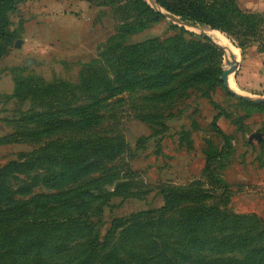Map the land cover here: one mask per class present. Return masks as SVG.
Wrapping results in <instances>:
<instances>
[{
    "label": "rangeland",
    "instance_id": "rangeland-1",
    "mask_svg": "<svg viewBox=\"0 0 264 264\" xmlns=\"http://www.w3.org/2000/svg\"><path fill=\"white\" fill-rule=\"evenodd\" d=\"M8 17L16 37L0 58V169L29 156L34 167L23 172L9 167L0 174V185L11 190L13 200L28 199V192H56L57 185L79 191L58 203L61 211L29 216L30 223L52 221L62 231L43 240L42 252L36 240L32 254L10 264H88L89 240L95 234L101 239L113 218L160 207L164 187L209 188L205 157L220 149L222 139L212 129L219 109L210 104L206 88L218 71L221 83L210 94L222 108L217 125L230 143L213 165L229 186L220 206L239 217L241 231L264 226V109L223 85L229 58L221 49L196 54L188 45L176 56L166 40L194 37L170 27L183 25L166 17L150 21L131 0H17ZM262 20H252L254 34L238 35L243 49L224 32L203 28L216 45L238 49L237 68L225 81L254 98H264V86L254 89L244 79L253 68L244 55L253 46L264 49ZM150 39H157L160 53L172 60V76L161 86L124 89L117 76L127 64L133 68L128 46ZM61 156L76 163L74 170L45 185L43 176L58 171ZM184 211L182 205L160 224L147 221L137 231L118 233L107 252L116 250L121 260L109 264H190L192 258L175 251L194 246L193 227L180 228Z\"/></svg>",
    "mask_w": 264,
    "mask_h": 264
},
{
    "label": "trees",
    "instance_id": "trees-1",
    "mask_svg": "<svg viewBox=\"0 0 264 264\" xmlns=\"http://www.w3.org/2000/svg\"><path fill=\"white\" fill-rule=\"evenodd\" d=\"M16 1L0 0V58L8 52L16 37V32L10 27L11 22L8 17L9 12L15 10ZM131 1L138 5L139 14L152 22L164 17L161 12L150 7L144 0ZM154 1L158 7L181 20L202 28L210 27L224 32L241 49L245 44H240L238 35L253 33L257 26L252 23V20L263 22L264 16V14L251 13L247 9L241 8L237 0ZM246 20H249L248 23ZM170 27L178 28L194 37L186 40L183 36H176L166 40L168 45L166 48L176 53V56L181 53V50L183 51V46L186 48L188 45L195 49L193 53L196 54L207 51L220 53V47L208 38L195 32H188L183 26L174 23H170ZM162 47L163 45L157 39L128 46L125 54L128 56V63L133 68H129L130 65L127 64L126 69H122L117 76L118 82L124 85V89L146 84L161 86L164 80L172 76L175 66L172 65V60L165 58L160 53L163 50ZM260 52H264V49ZM220 83V72L218 71L213 82L206 88L210 104L219 109V113L213 118L212 129L222 139L220 149L207 153L205 157L203 173L210 187H164L160 191L163 200L160 207L140 210L127 217L113 218L101 239L95 234L89 240L87 244L88 264H109L110 261L119 263L121 259L116 250L111 249L107 252L118 233L135 231L136 228L142 226L143 222L147 221L160 224L166 217L176 213L182 205H184L185 211L182 214L184 218L180 228L193 227L191 240L194 242V246H183L175 251L180 254L184 252L189 257L188 261L192 258L190 264H264V226H258L259 229L250 228L241 231L237 228L239 217L228 215L227 211L221 209L220 206L221 203H226L230 194L228 184L218 177L213 169V165L230 148L228 136L217 125L222 108L210 94L211 88ZM259 106L264 109V103H259ZM43 150H46V147ZM45 154L46 152L43 157ZM42 161L47 160L43 158ZM75 165L76 163L72 159L61 156V162L57 164L58 171L52 177L43 176L42 182L49 185V183L61 181L67 177L66 171L70 170L71 172ZM9 167L21 172L33 170L34 157L29 156L25 160L8 163L3 169H0V174L7 171ZM55 187L58 191L46 194L21 192L28 199L13 200L11 190L4 184L0 185V264H10V261L16 257L32 254L36 240L38 248L42 252L45 248L43 240H48L53 234L62 231L57 226L52 227L50 225L52 221L37 223L34 220V223H30L27 220L30 215L47 217L53 212L61 211V207L58 206L60 201L79 196L78 190L63 191L60 189V185ZM16 193L19 192L16 191ZM70 194L73 196L69 197ZM210 200H212L211 204H209ZM14 222H19L21 227L12 225ZM24 232L25 234L21 236Z\"/></svg>",
    "mask_w": 264,
    "mask_h": 264
},
{
    "label": "crops",
    "instance_id": "crops-1",
    "mask_svg": "<svg viewBox=\"0 0 264 264\" xmlns=\"http://www.w3.org/2000/svg\"><path fill=\"white\" fill-rule=\"evenodd\" d=\"M240 7L247 9L251 13L264 14V0H237ZM245 60L253 66L245 71V80L253 85L254 89L264 86V52H260L256 47L246 50ZM262 89V88H261Z\"/></svg>",
    "mask_w": 264,
    "mask_h": 264
},
{
    "label": "water",
    "instance_id": "water-1",
    "mask_svg": "<svg viewBox=\"0 0 264 264\" xmlns=\"http://www.w3.org/2000/svg\"><path fill=\"white\" fill-rule=\"evenodd\" d=\"M146 1L153 9L161 12L163 14L164 17H166L167 19H169L170 21H174L180 25L183 26H189L191 28H194L197 33L199 35H201L202 37L208 38L209 40L213 41V39L211 38V36L205 31V29H203L202 27H199L197 25H194L192 23H189L187 21L181 20L179 17L170 14V13H165L164 11H162V9H160V7H158V5L155 3L154 0H144ZM19 44V40L15 41V45L17 46ZM220 49L227 54L228 58H229V66L223 71L222 74V82L223 85L227 88V90L233 94L234 96H236L239 99H242L244 101L247 102H251V103H264V98H254V97H250V96H245L239 92L233 91L231 88H229L227 82L225 81V77L228 73H231L233 71L236 70L237 68V60L235 59L234 54L232 53V51L230 50L229 46L227 45H220L217 44Z\"/></svg>",
    "mask_w": 264,
    "mask_h": 264
},
{
    "label": "bare ground",
    "instance_id": "bare-ground-1",
    "mask_svg": "<svg viewBox=\"0 0 264 264\" xmlns=\"http://www.w3.org/2000/svg\"><path fill=\"white\" fill-rule=\"evenodd\" d=\"M228 46H229V48H230V50L232 51L233 54L237 53V51H238L237 48H235L232 45H230V43L228 44ZM226 79H227V81H230L232 79V76L229 74Z\"/></svg>",
    "mask_w": 264,
    "mask_h": 264
}]
</instances>
